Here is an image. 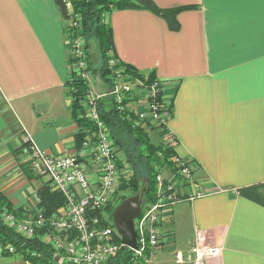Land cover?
Returning a JSON list of instances; mask_svg holds the SVG:
<instances>
[{
    "label": "crops",
    "instance_id": "1",
    "mask_svg": "<svg viewBox=\"0 0 264 264\" xmlns=\"http://www.w3.org/2000/svg\"><path fill=\"white\" fill-rule=\"evenodd\" d=\"M153 1L193 7L178 14L175 31L150 10L108 13L114 57L168 83L163 140L192 165L203 194L164 211L160 228L171 237L149 258L191 264L194 246L212 245L221 252L207 264H264V0ZM69 38L55 0H0V190L21 220L42 209L37 192L48 181L26 163V137L52 155L82 150ZM0 264L33 263L12 255Z\"/></svg>",
    "mask_w": 264,
    "mask_h": 264
},
{
    "label": "built area",
    "instance_id": "2",
    "mask_svg": "<svg viewBox=\"0 0 264 264\" xmlns=\"http://www.w3.org/2000/svg\"><path fill=\"white\" fill-rule=\"evenodd\" d=\"M67 9L72 32L69 38L71 79L77 78L88 85L83 104L92 127L87 128L81 153L77 154L52 155L34 145L31 137H26L25 142L31 144L35 170L50 179L52 187L65 196L66 204L48 216L38 209L30 220L18 219L10 213H4L3 219L25 237L39 233L54 249L55 258L59 257L55 264H102L123 247L133 251L130 264H155L149 253L163 247L171 237L159 227L164 211L183 198L193 199L203 193L194 181L192 165L175 155L174 168L163 167L156 175L155 202L142 208L135 219L136 248L116 241L117 237L121 238L120 234L109 223L104 209L117 194L122 179L131 173L125 163L120 164L124 161L122 155L116 152L114 139L98 110V101L107 95H99L95 90V76L89 70L80 16L74 12L71 3H67ZM107 64L112 77L108 95L114 98L116 108L128 114L133 112L137 123H157V126L163 124L166 127L170 116V104L165 100L168 83L158 78L151 81L129 79L114 56H110ZM131 103H135L136 108H130ZM83 153L89 155L90 161L83 158ZM8 250L13 252L14 248L9 246ZM220 252L219 247L212 245L194 246L187 258L191 264H207L209 257ZM176 257L179 262L184 259L179 252Z\"/></svg>",
    "mask_w": 264,
    "mask_h": 264
},
{
    "label": "trees",
    "instance_id": "3",
    "mask_svg": "<svg viewBox=\"0 0 264 264\" xmlns=\"http://www.w3.org/2000/svg\"><path fill=\"white\" fill-rule=\"evenodd\" d=\"M55 2L60 8L64 20L67 21L69 19L67 3H71L74 12L80 16L89 70L93 72L96 68L92 58L93 54L96 53V59L99 61L101 69V78L108 83H111L112 77L107 61L110 56H116L113 29L105 21V16L108 13L122 9L150 10L165 19L169 29L175 31L179 27L178 14L183 9L193 7L162 8L153 0H55ZM122 67H124L125 76L129 79L147 81L155 79L152 74L145 77L131 65L122 63ZM76 79H71L68 82V86L72 97V119L79 126L78 132L75 134L76 144L78 147H82L87 137L86 130L92 127V124L86 117V107L83 104L88 85L84 81ZM98 110L114 139L116 152L122 155L124 161H120V164L125 163L131 173L129 177L122 179L118 191L120 193L129 192L131 196L142 193L143 204L146 206L155 202L157 191L156 175L163 167L174 168L173 157L176 155L174 147L171 143H166L163 140L167 133V128L163 124L154 127L151 123H137L136 115L133 112L128 114L127 111H119L116 108L112 95L101 97L98 101ZM168 111L171 115V105L168 107ZM153 133L159 137L157 142L152 140ZM27 144L25 142V145ZM120 193L119 195H121ZM37 195L39 197L38 206L42 208L43 213L47 216L66 204L65 196L60 191L52 188L49 180L41 184ZM129 196L123 194L119 196L120 198H116L115 202L118 205ZM116 206L110 202L104 209L110 219H112L110 213L113 212V208ZM21 210L16 208L0 190V256H16L19 254L33 264H55L54 249L50 243L42 240L39 233L27 238L5 223L3 219L4 213L14 214L19 218ZM120 240L121 238L117 237L116 241L120 242ZM9 246L14 248L13 252L8 250ZM132 257L133 251L128 247H123L116 255L110 257L102 264H130ZM65 264L72 263L66 262Z\"/></svg>",
    "mask_w": 264,
    "mask_h": 264
},
{
    "label": "water",
    "instance_id": "4",
    "mask_svg": "<svg viewBox=\"0 0 264 264\" xmlns=\"http://www.w3.org/2000/svg\"><path fill=\"white\" fill-rule=\"evenodd\" d=\"M96 68L93 70L95 78V90L99 95H108L110 85L101 78V69L99 61L96 59L97 54L93 56ZM143 194H135L121 201L113 211V221L116 229L121 235V240L126 246L136 248V229L135 219L140 216L142 211ZM59 257L55 258L58 261Z\"/></svg>",
    "mask_w": 264,
    "mask_h": 264
},
{
    "label": "rangeland",
    "instance_id": "5",
    "mask_svg": "<svg viewBox=\"0 0 264 264\" xmlns=\"http://www.w3.org/2000/svg\"><path fill=\"white\" fill-rule=\"evenodd\" d=\"M67 30L69 31V34H70L69 26L67 27ZM70 52H71V50H70ZM152 125H153V126H157L158 124H157V123H154V124H152ZM152 138H153L152 140H153L154 142H157V140H159L158 135H157V134H154V133L152 134ZM26 143H27V142H26ZM27 152H28L29 155L26 154V153H23L22 156L24 157L25 154L28 155V156H27V157H28V160L26 161V163H28L29 166H33L32 157H31V152L29 151V148H28ZM29 156H30V158H29ZM121 182H122V181H121ZM120 184H121V183H120ZM119 193H120V192L118 191L117 194H119ZM117 194L114 195V196H115V201H116V198L118 199V197L121 196V195H123V194H124V195L127 194V196H129V195L131 196V194H129V192H126V191H125L124 193L121 192V195H117ZM119 198H120V197H119ZM115 201H114V206L117 205V202H115ZM145 207H146V205L142 203V208H145ZM114 209H115V208H113V211H114ZM110 214H111L110 216H111L112 219H110V218H109V215H108L109 223H110L113 227H115V226H114V221H113V212H111ZM17 256H20V255L18 254Z\"/></svg>",
    "mask_w": 264,
    "mask_h": 264
},
{
    "label": "bare ground",
    "instance_id": "6",
    "mask_svg": "<svg viewBox=\"0 0 264 264\" xmlns=\"http://www.w3.org/2000/svg\"><path fill=\"white\" fill-rule=\"evenodd\" d=\"M69 26V19H67V27ZM69 29H70V36H72V32H71V28L69 27ZM121 62V61H120ZM121 64H122V62H121ZM108 83V82H107ZM109 84V83H108ZM110 85V84H109ZM110 92H111V89H110ZM31 147V146H30ZM29 151L31 152V149L29 148ZM33 162V161H32ZM34 167V166H33ZM41 174H43V173H41ZM45 175V174H44ZM46 176V175H45ZM48 180L50 181V179L48 178ZM50 183H51V181H50ZM51 186H52V184H51ZM53 188V187H52ZM34 217V216H33ZM159 227H160V224H159ZM115 229H116V227H115ZM117 230V229H116ZM117 232H118V230H117ZM119 233V232H118ZM120 234V233H119ZM120 237H121V235H120ZM27 238H29V237H27ZM45 241V240H44ZM122 241V240H121Z\"/></svg>",
    "mask_w": 264,
    "mask_h": 264
}]
</instances>
